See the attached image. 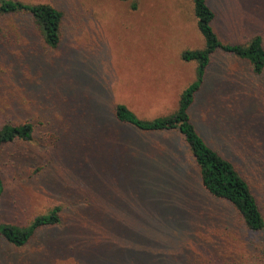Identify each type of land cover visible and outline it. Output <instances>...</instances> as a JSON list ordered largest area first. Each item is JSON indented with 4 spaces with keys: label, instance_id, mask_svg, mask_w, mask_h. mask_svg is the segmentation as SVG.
Returning a JSON list of instances; mask_svg holds the SVG:
<instances>
[{
    "label": "rangeland",
    "instance_id": "rangeland-1",
    "mask_svg": "<svg viewBox=\"0 0 264 264\" xmlns=\"http://www.w3.org/2000/svg\"><path fill=\"white\" fill-rule=\"evenodd\" d=\"M15 1L60 11L61 39L47 50L20 18L6 22L24 27L16 42L55 75L32 90L0 54V126L34 125L30 142L0 151V224L26 227L54 208L60 221L21 247L0 237V264H264V232H248L225 203L205 200L195 175H179L184 191L144 187L132 174L140 160L130 159L121 137L127 127L94 111L91 95L72 82L77 59L139 118L175 111L196 68L180 54L204 45L189 0H135V11L121 0ZM207 2L222 43L260 35L264 49V0ZM190 118L211 147L227 144L264 212V71L254 76L244 62L217 54ZM159 138L182 144L177 134Z\"/></svg>",
    "mask_w": 264,
    "mask_h": 264
},
{
    "label": "trees",
    "instance_id": "trees-1",
    "mask_svg": "<svg viewBox=\"0 0 264 264\" xmlns=\"http://www.w3.org/2000/svg\"><path fill=\"white\" fill-rule=\"evenodd\" d=\"M121 1L130 2V10H136L135 0ZM189 2L204 45L202 49L186 50L180 54L183 62L194 63L196 68L194 80L181 92L175 111L153 119L139 118L124 104L113 101L114 92L110 84L98 79L89 64L77 59L71 60L72 82L78 84L79 91L85 90L91 95L90 103L94 111L109 113L116 124L127 127L121 131V137L130 159L140 160L132 174L136 178L140 177L144 187L161 194L184 191L178 180L181 177L179 175L193 174L205 200L225 203L248 232L258 235L264 232V212L242 166L232 159L227 144H221L217 149L209 145L191 122L190 111L205 83L214 56L219 53L244 62L254 76H261L264 71L263 40L260 35H255L244 44L222 43L213 31L215 14L207 0ZM11 18H20L39 35L42 48L53 51L58 48L61 39L62 13L48 4L28 5L15 0H0V54L9 60L11 76L33 90L37 80L54 76L55 73L49 72L46 60L35 59V56L40 55L26 52V42H16L15 33L19 31L21 34L20 28L24 27L19 23L10 27L6 22ZM33 134L34 125L26 121L18 125L3 124L0 126V151L5 145L16 141L30 142ZM168 134H177L182 144L169 145L159 138ZM148 149H151L149 153ZM3 193L4 183L0 173V202ZM58 212L59 209L54 208L46 215L35 217L26 227L0 224V237L8 244L21 247L38 229L57 225L60 221Z\"/></svg>",
    "mask_w": 264,
    "mask_h": 264
}]
</instances>
